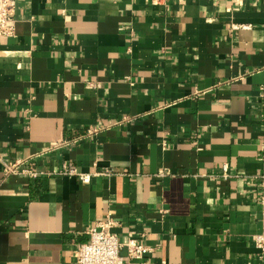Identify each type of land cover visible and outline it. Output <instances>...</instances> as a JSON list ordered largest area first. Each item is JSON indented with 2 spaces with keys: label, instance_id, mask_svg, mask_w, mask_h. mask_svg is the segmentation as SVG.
Returning a JSON list of instances; mask_svg holds the SVG:
<instances>
[{
  "label": "crops",
  "instance_id": "crops-1",
  "mask_svg": "<svg viewBox=\"0 0 264 264\" xmlns=\"http://www.w3.org/2000/svg\"><path fill=\"white\" fill-rule=\"evenodd\" d=\"M16 19L0 264H76L110 219L149 248L131 264H264V0H18ZM25 160L37 175L5 174Z\"/></svg>",
  "mask_w": 264,
  "mask_h": 264
},
{
  "label": "built area",
  "instance_id": "built-area-1",
  "mask_svg": "<svg viewBox=\"0 0 264 264\" xmlns=\"http://www.w3.org/2000/svg\"><path fill=\"white\" fill-rule=\"evenodd\" d=\"M18 0H0V36H14L16 30V11ZM80 139V138H79ZM79 139L73 140V142ZM25 161L5 164V174L25 172L37 175L38 172L24 167ZM224 175L227 176V166ZM111 169H105L100 174L109 175ZM63 173L76 175L82 182L89 183L93 174L79 172L75 168L64 167ZM99 174V173H98ZM259 199L261 204V231L254 236V242L264 254V174L259 175ZM113 221L110 219L101 228L91 227L87 230L88 239L79 244L76 250V264H131L132 260L144 259L149 248L135 239L120 242L118 236L110 230ZM127 252V258L123 251Z\"/></svg>",
  "mask_w": 264,
  "mask_h": 264
}]
</instances>
